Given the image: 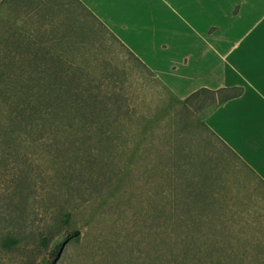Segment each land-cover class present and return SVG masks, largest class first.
<instances>
[{"label": "rangeland", "instance_id": "374dc122", "mask_svg": "<svg viewBox=\"0 0 264 264\" xmlns=\"http://www.w3.org/2000/svg\"><path fill=\"white\" fill-rule=\"evenodd\" d=\"M27 1L0 12V264H264V215L196 147L204 105L171 101L77 8Z\"/></svg>", "mask_w": 264, "mask_h": 264}, {"label": "crops", "instance_id": "0c3cea01", "mask_svg": "<svg viewBox=\"0 0 264 264\" xmlns=\"http://www.w3.org/2000/svg\"><path fill=\"white\" fill-rule=\"evenodd\" d=\"M13 1L0 0V12ZM55 1L97 23L171 101L204 105L196 147L209 145L228 182L264 215V0ZM224 87L242 89L203 103V92Z\"/></svg>", "mask_w": 264, "mask_h": 264}, {"label": "trees", "instance_id": "16d2710c", "mask_svg": "<svg viewBox=\"0 0 264 264\" xmlns=\"http://www.w3.org/2000/svg\"><path fill=\"white\" fill-rule=\"evenodd\" d=\"M23 77H27V75H24ZM22 77V80L24 81V78ZM33 85H29L27 84L26 85V89L28 90V99L30 101H32V94H34V90L32 89ZM241 89L242 88H239V90H234L233 88H220L217 90V92H224V96L222 97V99H220L219 102H222V101H225L226 99L234 96V95H237L241 92ZM215 92V91H213ZM38 94L40 95V98H39V101L41 103V107L39 106L38 104V109H40V113H39V117L40 118H49V119H52V120H59V121H63L65 122L66 121V113H67V110L65 107H57L55 103L52 102L51 98H50V94L48 92H46V90H38ZM78 233V230L76 229H73V230H67L65 232V235L66 236H70V235H73V234H77Z\"/></svg>", "mask_w": 264, "mask_h": 264}]
</instances>
